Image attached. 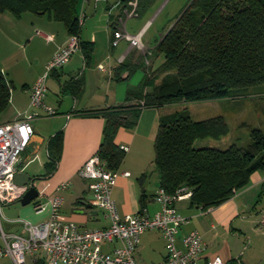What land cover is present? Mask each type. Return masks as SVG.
Returning a JSON list of instances; mask_svg holds the SVG:
<instances>
[{"label": "crops", "instance_id": "crops-1", "mask_svg": "<svg viewBox=\"0 0 264 264\" xmlns=\"http://www.w3.org/2000/svg\"><path fill=\"white\" fill-rule=\"evenodd\" d=\"M122 5V0H79L78 10L80 9V16L83 18L81 24L89 22L90 25L96 26V20L102 21L104 11L111 12L107 19L109 43L112 38L111 23L119 14ZM113 10H116L115 15H112ZM90 15L93 16L87 19ZM54 21L45 14L23 12L16 17L8 11L0 12V68L12 84L9 102L0 113V124L22 118L27 112L40 114L38 118L45 116L43 112L37 111L41 110L40 108L29 107V95L31 86L45 72L46 64L53 53L64 45L69 37L66 29L62 31L61 27L54 25ZM81 33L80 39L85 40ZM39 34L45 37L51 36L53 45L48 52L45 51L47 53L44 52L41 66L35 69L34 63H38L41 58V52L37 49V39L41 38ZM90 40L85 41L96 43V48V34ZM100 43L105 45V40L104 42L100 40ZM117 46L118 44L114 47L109 45L110 55L106 53L104 58H98L97 53L93 52L88 64L85 63L81 51L77 50L65 66L49 73L48 77L56 78L59 83L61 94H63L62 85L78 76L83 80V90L76 97L64 94L72 97L71 107L64 110L65 108L62 109L61 104H58L60 106L55 108L53 125L47 134L42 124L35 123V126H32V120L30 121L33 134L21 152L17 171L26 172L34 178L33 185L38 190V196L27 205L21 203L18 205L19 201L5 205L6 212L11 215L6 218L8 230L5 231L0 222L1 230L5 233H20L22 220L30 223L47 220L50 216L47 200L56 193L62 197L59 212L62 221L74 222L82 229L102 228L109 224L104 212L91 206L92 193L88 189L87 181L78 175V170L88 157L98 151L102 140L104 118L99 112L94 111L122 103L129 88L113 82L114 68L129 57L136 59V62L141 58L137 56L135 47L128 45L125 51L117 53L114 51ZM151 48L149 47L148 51ZM100 64L103 65L104 70L99 69ZM175 108L176 106L171 104L143 107L133 128L117 129L115 144L118 147H127L117 169L116 183L112 188V198L121 214H135L139 211L142 189L146 194L148 212L152 214L159 209V204L154 200V194L159 188V180L153 164V142L159 119L177 111ZM218 115L193 119L201 120ZM190 116L192 117L191 114ZM59 130H62L61 154L55 170L46 174L44 165L48 161L47 141ZM35 160L42 170L36 175L27 170ZM144 174L145 176L142 177ZM61 182L67 183L66 187L56 191V187ZM263 199L264 170H258L251 174L249 183L244 188L217 206L207 209L193 207L190 206L188 198L176 202L178 211L189 220L179 229V245L182 236L191 230H196L204 244L198 264H205L207 258L216 254L220 255L227 264H264ZM40 203L44 204V208L36 210L35 205ZM91 210L97 212L89 213ZM111 247L112 244L104 245L103 249ZM147 247L155 253L154 257L148 258L144 255L142 251ZM135 256L143 264L164 259L166 250L161 233L156 230L142 233Z\"/></svg>", "mask_w": 264, "mask_h": 264}, {"label": "trees", "instance_id": "trees-1", "mask_svg": "<svg viewBox=\"0 0 264 264\" xmlns=\"http://www.w3.org/2000/svg\"><path fill=\"white\" fill-rule=\"evenodd\" d=\"M127 1L122 0L110 36ZM153 2L138 0V16ZM78 5L79 0H0V12L16 17L23 12L45 14L61 22L68 35L79 37V49L88 64L94 44L80 39ZM143 56L145 65L148 56L153 60L162 56V61L154 69L146 67L142 80L126 90L122 103L94 111L104 118L97 152L111 170H117L124 157V150L114 142L117 129L133 128L143 107L236 98L249 87L264 83V0H190ZM127 59L114 68V80L134 70ZM11 88L0 68V113L9 102ZM82 90L79 76L61 87L63 94L75 97ZM228 132L220 115L194 120L182 109L162 116L153 142L159 187L168 193L187 187L190 206L203 209L221 204L244 188L253 172L264 170V133L259 128L250 129V142L245 147L194 146L197 139H219ZM61 149L59 130L47 141L46 174L55 170ZM145 198L142 189L140 208L146 207ZM30 264L45 261L38 257Z\"/></svg>", "mask_w": 264, "mask_h": 264}, {"label": "built area", "instance_id": "built-area-1", "mask_svg": "<svg viewBox=\"0 0 264 264\" xmlns=\"http://www.w3.org/2000/svg\"><path fill=\"white\" fill-rule=\"evenodd\" d=\"M137 3L138 0H128L127 6L122 9L123 16L116 17L110 45L114 47L121 39H125L130 46L145 55L146 49L141 43L140 34H129L124 27L127 17L138 16ZM79 22H82L81 18ZM46 39L50 40L51 36H46ZM78 49L79 37L69 35L66 43L47 62L45 72L31 86L29 107L40 108L43 115L56 114L55 109L44 102L46 80L51 70L63 67ZM99 69L104 70L102 64ZM40 116L27 112L22 118L0 124V215L3 206L19 201L29 187L28 184H15L14 173L21 152L33 134L30 121ZM120 149L125 151L127 147L120 146ZM78 175L87 181L92 193L91 205L104 212L109 224L102 228L82 229L74 222L62 221L59 218L62 197L56 193L47 200L50 207L47 220L39 223L22 220L20 233H5L1 230L0 258L10 257L14 264H25L26 256L32 260L40 257L47 264H143L135 256L140 236L145 231L156 230L164 239L166 257L151 264H198L204 250L201 235L191 230L182 236L180 245L178 243L179 229L189 220L178 211L176 202L189 198L191 192L187 187H180L174 193L159 187L154 194L159 209L152 214L146 207L140 208L135 214H121L112 198L118 171L109 169L98 152L84 161ZM66 185L61 182L56 191L64 189ZM43 208V203L35 205L36 210ZM262 217L264 221V215ZM109 244L112 247L104 250L103 246ZM205 264L227 263L216 254L207 258Z\"/></svg>", "mask_w": 264, "mask_h": 264}, {"label": "rangeland", "instance_id": "rangeland-1", "mask_svg": "<svg viewBox=\"0 0 264 264\" xmlns=\"http://www.w3.org/2000/svg\"><path fill=\"white\" fill-rule=\"evenodd\" d=\"M189 1L190 0H154V2L139 16L127 17L125 19L124 21L125 30L132 35L140 34L141 43L143 46H145L146 51H148V48L149 47L151 48L156 44L160 36L164 34L167 28L174 21L175 17L185 8V6L188 4ZM104 12L105 15L102 21L100 22L96 20V26L95 25L92 26L89 24V22H87L81 24L82 31L80 30V32H82L81 33L82 38L85 40H90L91 37L94 34H96L97 47L95 48L96 43H93L94 44L93 52L94 54L97 53L98 58H104L105 54L106 53L109 54L110 52L109 51L110 42L108 43V38H107L108 37L107 19H108V15H110L111 12L109 11H104ZM78 13L80 16V9L78 10ZM115 14H116V10H113L112 15ZM92 16L91 15L88 16L87 19ZM80 18L83 19L82 16H80ZM53 23H55L54 25H56L57 27H61L62 31H64L65 28L61 22L54 21ZM40 37L41 38L37 39V49L41 52V58L39 59L38 63H34L35 69H37L38 66L39 67L41 66L44 52L46 50L48 52V49L53 45V42L51 40H47L45 36L40 35ZM100 40H102L103 42L105 40V45L104 43L101 44ZM128 45H130V43L127 40L121 39L118 43V46L114 48V51L117 53L123 52L126 50ZM79 50L80 49H78V52H80ZM135 51L137 56H141V58L139 59L141 63L136 64V59L134 60L129 57L127 59V62H129L134 66V70L126 78L123 79L121 77L120 80L113 81L114 83L117 84L120 83V85H124L126 87L136 86L137 84H139V82L142 80L143 76L145 75L146 67L154 69L160 64L162 56H159L155 60H153L148 56L147 57L148 64L145 65V59L144 56L141 55L140 50L135 48ZM92 53H91V57H92ZM103 65L105 64L103 63ZM46 84H47V91L45 92V97H44L45 104L50 105L55 109V108H59L60 105L58 104L60 103L62 109L63 108H65L64 110H66V108L69 109L72 104L71 103L72 97L69 95L61 94L59 92V83L57 82L56 78L49 76L46 80ZM241 94L242 95L240 96H236V98L235 97L224 98L217 100L189 102L187 104H171V105L176 106L175 109L177 110L185 109L189 114L192 115V118L195 119L214 115V114H219L224 117L229 127V132L227 133V135L219 139H212V138L197 139L194 142V146L196 147L211 146L219 149H225L231 144H236L239 147H245L250 142L251 128H259L264 133V83L251 86L245 91L241 92ZM37 111L40 113L42 112L39 109ZM54 117L55 116L53 115H45L42 118L33 119L31 124L32 126L33 125L35 126V123L42 124L45 127V133L47 134L48 130H50V128L53 125L52 120ZM27 170L34 175L38 174L39 172H42L37 160L32 162L31 165L27 168ZM17 204L21 205L20 202H17ZM4 207L5 206H3L2 214L0 215V222L2 228L6 231L8 230L7 229L8 222L6 221V218H9L11 215L10 213L8 214L6 212ZM1 244H2V238H1V227H0V245ZM139 246L141 247V245ZM142 252L144 253V255H147L148 258H152L155 255V253L151 251L150 248L148 247L145 248L144 251ZM31 260L32 259L29 256H26L25 264H30ZM0 264H14V263L12 262L10 257L5 256L0 258Z\"/></svg>", "mask_w": 264, "mask_h": 264}, {"label": "water", "instance_id": "water-1", "mask_svg": "<svg viewBox=\"0 0 264 264\" xmlns=\"http://www.w3.org/2000/svg\"><path fill=\"white\" fill-rule=\"evenodd\" d=\"M127 76H128V73L125 72L122 74L121 77L124 79ZM33 182H34V178L30 177V175L26 172L16 171L14 173V183L15 184L17 185H27L28 184L29 186L27 191L23 194V196L19 200V202L22 205L29 204L33 199H35L38 196V190L33 185ZM96 212H97L96 210H91L89 213H96Z\"/></svg>", "mask_w": 264, "mask_h": 264}]
</instances>
